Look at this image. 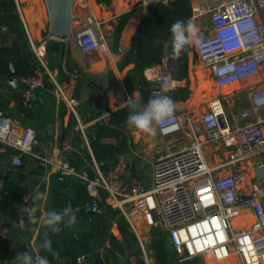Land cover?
I'll list each match as a JSON object with an SVG mask.
<instances>
[{
    "label": "built area",
    "instance_id": "2783aa9c",
    "mask_svg": "<svg viewBox=\"0 0 264 264\" xmlns=\"http://www.w3.org/2000/svg\"><path fill=\"white\" fill-rule=\"evenodd\" d=\"M172 1L139 0L132 8L147 9L155 2ZM190 2V21L202 24L200 43L194 42L193 49L199 64L218 87L264 73V0ZM15 3L34 58L32 71L21 77L24 85L20 92L21 116L25 117L34 107L35 91L51 81L84 133L76 97L48 66L47 41L35 39L19 0ZM89 7L92 8L91 4ZM103 22L92 9L77 32V42L82 51L104 57L119 74L114 98L120 108L128 106L126 101L133 95L103 30ZM144 75L153 83L151 96H168L178 84L165 64L146 68ZM248 94L251 108L238 113L231 111L229 99L218 96L186 119L174 112L169 123L155 125L167 143L165 152L152 162L151 183L137 175L132 176L130 183L125 181L129 169L125 155L117 157L106 172L97 165L94 177L82 175L91 196L86 207L89 210L99 207L100 192H106V198L136 233L145 264H150V257L139 227L141 217L146 225L162 226L169 231L181 260L204 257L208 264H264V86L252 88ZM109 114L106 111L103 117ZM34 142L32 128L20 127L0 113V143L16 149L14 165L20 166L23 156L30 155L43 166L74 173L65 160L71 149L68 137L62 139L57 156L38 155ZM131 153L138 152L133 149ZM34 194V190L24 191L19 214L6 220L2 226L4 233L30 221L28 213ZM36 228L34 224L29 226L30 231ZM88 263L89 256L85 254L75 262Z\"/></svg>",
    "mask_w": 264,
    "mask_h": 264
},
{
    "label": "crops",
    "instance_id": "0c3cea01",
    "mask_svg": "<svg viewBox=\"0 0 264 264\" xmlns=\"http://www.w3.org/2000/svg\"><path fill=\"white\" fill-rule=\"evenodd\" d=\"M138 1L111 0L109 5H104L96 0H90V2L76 0L73 5L75 20L72 23V35L66 39H57L52 38L49 32V13L45 0H19L35 39L47 41V61L50 70L78 101L84 133L79 128L78 119L58 96L51 81H47L44 87L35 91L34 107L25 117H22L20 92L24 87L23 83L19 88H15L8 83L10 77L0 76L2 116L11 118L20 127H29L34 130V149L38 155H59L61 141L68 137L71 149L65 160L74 171V173L64 172L50 165L43 166L38 158L30 155L23 156L20 166L14 165L12 158L16 149L0 143V190L3 189L6 180H12L22 184L25 190L46 192L48 195L46 201L39 203L36 217L38 223L34 224L37 227L34 231L29 230V223L26 221L20 228H12L4 233L2 226L10 216L0 212V236L6 238L10 248L17 253H22L24 250H28L29 253L39 252L47 258L48 264H72L71 251L77 252L78 257L82 254L88 255V264H96L95 259L103 264H145L136 233L119 210L106 198V192H100L99 207L92 210L86 207L91 196L82 175L90 177L93 173L96 174L97 165L100 168L92 150L91 136H95L99 124L108 123L119 109V104L114 98V90L119 85V74L109 66L104 57L95 52L82 51L77 42V32L93 9L103 19V30L110 41L111 48L119 50L113 51L122 61L120 48L131 46L132 37L137 33L147 10L142 7L133 9L132 5ZM131 11V17L117 36L116 28L121 21V16ZM192 23L198 30V36L201 35L202 24L197 21ZM15 29V24L8 21L5 10L0 7V47L12 46L15 43L25 44L24 33L21 31V34H18ZM193 47L194 43L190 44L188 72L183 77L179 78V69L183 65L177 67L178 61L170 60V57H176L173 51H168L163 61L165 65L168 63L169 70L178 82L168 96L175 102V113L184 119L192 112L204 109L213 98L224 96L222 95L224 88L218 87L209 72L201 67ZM170 64L172 67H169ZM134 66V63L123 65L121 72L129 81L131 79L130 91L139 102L141 99L139 79L132 80L129 75ZM263 80L264 78L255 86L253 84L252 88L264 86ZM179 88H187L190 93H181ZM244 109L246 108H242L241 111ZM106 111L110 114L103 117ZM154 127L157 130L155 125ZM132 129L133 125L128 121L124 127L120 128L122 133L119 137L105 135L102 137V142L120 145L125 139L127 148L117 155V157L125 155L129 160L125 181L130 183L132 176L137 175L146 183H151L152 162L162 153L161 147L157 146L164 142V139L167 143L166 138L159 132L152 136L137 128H134V131ZM130 130L131 133H129ZM133 149L138 153H131ZM220 151L223 152L224 149L221 148ZM140 152L148 155L144 164L137 159L141 156ZM208 156L211 157V155ZM69 205L77 217L74 226L68 227L66 224H61V231L54 233L39 222L40 217L48 211L59 212ZM139 221L142 236L150 253V264H208L204 257L181 260L166 228L150 227L145 224L142 217ZM45 240L51 242V248L48 250L40 247ZM0 264H15V262L0 257Z\"/></svg>",
    "mask_w": 264,
    "mask_h": 264
},
{
    "label": "trees",
    "instance_id": "16d2710c",
    "mask_svg": "<svg viewBox=\"0 0 264 264\" xmlns=\"http://www.w3.org/2000/svg\"><path fill=\"white\" fill-rule=\"evenodd\" d=\"M98 3L109 5L111 0H96ZM0 7L5 10V17L11 23L15 24V32L24 33L20 17L17 13L15 0H0ZM132 15L131 12L124 13L121 16V21L116 28L117 36L120 35L126 22ZM191 17V2L190 0H174L169 4L155 2L148 6L145 16L142 19L137 33L132 37L131 46L134 51L129 53L125 61H120V67L130 63L135 66L129 72L132 80L139 79V90L141 99L138 102L141 106L146 105L149 98L152 97L150 92L152 83L146 79L144 71L146 68L157 64H163L164 58L168 51H173L172 48V33L171 26L177 20L184 21L187 24ZM12 27V26H11ZM115 52L119 50L113 48ZM190 45L181 51L183 66L179 69V78L187 75L188 72V53ZM11 63H14L18 71V76L21 78L28 75L33 68L34 58L25 39V44L15 43L12 46L0 47V76L10 77ZM131 82V79L130 81ZM131 89V88H130ZM182 92H189L187 88H179ZM131 112L129 106L119 108L111 117L108 123L99 124L97 126L95 136H91V146L97 163L100 169L108 171L111 164L116 160L117 155L127 148V141L124 139L120 145L108 144L102 142V137L105 135L119 137L122 133L121 127H124ZM96 174L93 173L94 177ZM25 187L12 180H6L3 189L0 190V212L9 215L11 218H16L19 214V205L22 200V195ZM106 196V195H105ZM29 226L32 224L28 221ZM23 252H29L24 250ZM18 253L12 250L3 236H0V257L7 260H12ZM73 263L77 261L78 253L70 252ZM96 264H103L99 260H94Z\"/></svg>",
    "mask_w": 264,
    "mask_h": 264
},
{
    "label": "clouds",
    "instance_id": "9594fccd",
    "mask_svg": "<svg viewBox=\"0 0 264 264\" xmlns=\"http://www.w3.org/2000/svg\"><path fill=\"white\" fill-rule=\"evenodd\" d=\"M172 33V48L174 55L179 57L182 50L192 43L199 44L200 38L198 36V30L192 22L185 24L184 21L177 20L171 26ZM127 105L130 107L131 112L127 117L130 124L144 133L155 136L156 129L154 125L163 126L172 120L175 112L174 100L166 95H154L149 98L146 105L141 106L135 96H130L127 101ZM33 204L31 210L28 213V217L31 223H38L36 218V212L39 208V203L46 201L48 195L46 192L36 191L32 195ZM45 228L50 229L54 233L61 231L60 225L66 224L68 227H72L77 222V217L73 213L71 206L64 208L62 211H48L46 214L40 217V221ZM41 248L48 250L51 248V242L45 240L41 245ZM15 264H48V260L45 256L39 254V252L18 253L15 258Z\"/></svg>",
    "mask_w": 264,
    "mask_h": 264
},
{
    "label": "water",
    "instance_id": "95a60500",
    "mask_svg": "<svg viewBox=\"0 0 264 264\" xmlns=\"http://www.w3.org/2000/svg\"><path fill=\"white\" fill-rule=\"evenodd\" d=\"M75 1L76 0H45L49 13V32L52 38L66 39L72 35V23L75 20V16L73 15V5ZM133 51L134 48L132 46L120 48L122 61H125L128 54ZM170 60H177L179 63L177 67L183 65L181 56H172ZM169 67H172L171 64ZM8 83L15 88H19L22 84L14 63H11L10 79ZM127 84L129 86V79H127ZM174 93L176 94L177 92L175 91Z\"/></svg>",
    "mask_w": 264,
    "mask_h": 264
},
{
    "label": "rangeland",
    "instance_id": "374dc122",
    "mask_svg": "<svg viewBox=\"0 0 264 264\" xmlns=\"http://www.w3.org/2000/svg\"><path fill=\"white\" fill-rule=\"evenodd\" d=\"M264 78V75H255L252 79L246 80L245 82H238V83H234L232 85L226 86L223 89V94L225 96V98L229 99L230 102L232 103V106L230 105V109H232V111H234L235 113H238L241 111L242 108H251L250 106V98H249V90L252 89V85L257 83V82H261L262 79ZM264 81V80H263ZM254 82V83H253ZM217 93V92H216ZM134 128H136L135 126H133V131ZM157 134L158 131L156 130ZM129 133H131V130L129 131ZM164 139V138H162ZM165 139L164 142L158 144V148L161 147V152L164 153V148H165ZM161 153V154H162ZM140 155L137 159L140 161V163L144 164L146 163L145 158H148L145 153L140 152ZM150 254V253H149Z\"/></svg>",
    "mask_w": 264,
    "mask_h": 264
},
{
    "label": "snow or ice",
    "instance_id": "6c2138e0",
    "mask_svg": "<svg viewBox=\"0 0 264 264\" xmlns=\"http://www.w3.org/2000/svg\"><path fill=\"white\" fill-rule=\"evenodd\" d=\"M213 223H214V221H213Z\"/></svg>",
    "mask_w": 264,
    "mask_h": 264
}]
</instances>
